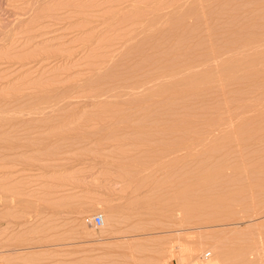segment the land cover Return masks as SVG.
<instances>
[{"label": "rangeland", "instance_id": "374dc122", "mask_svg": "<svg viewBox=\"0 0 264 264\" xmlns=\"http://www.w3.org/2000/svg\"><path fill=\"white\" fill-rule=\"evenodd\" d=\"M0 264H264V0H0Z\"/></svg>", "mask_w": 264, "mask_h": 264}, {"label": "built area", "instance_id": "2783aa9c", "mask_svg": "<svg viewBox=\"0 0 264 264\" xmlns=\"http://www.w3.org/2000/svg\"><path fill=\"white\" fill-rule=\"evenodd\" d=\"M84 222L86 225L103 226L104 218L102 214H95L93 216L86 217Z\"/></svg>", "mask_w": 264, "mask_h": 264}]
</instances>
